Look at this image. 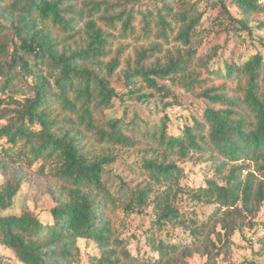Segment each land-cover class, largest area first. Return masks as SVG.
Instances as JSON below:
<instances>
[{
    "label": "trees",
    "instance_id": "obj_1",
    "mask_svg": "<svg viewBox=\"0 0 264 264\" xmlns=\"http://www.w3.org/2000/svg\"><path fill=\"white\" fill-rule=\"evenodd\" d=\"M140 1L0 0V246L18 264H80L81 241L97 250L87 264H187L194 254L205 264H231L232 236L252 227L263 205L262 183L255 184L250 173L240 176L248 162L264 171V57L252 42L244 51L232 49L229 59L217 54V45L199 58L192 47L154 57L161 49L151 44L125 61L117 79L125 96L147 99L138 82L161 91L158 78L177 81L204 101L202 115L179 135L166 133L167 118L149 126L105 114L123 94L111 79L124 49L112 52V41L135 35L148 40L153 29L167 40L179 23L174 39L189 46L201 19L185 0H176L181 12L164 0H151L142 10ZM215 4L236 26L237 39L252 37L249 17L260 8L257 0H233L241 18L230 13L225 0L209 6ZM216 57L221 65L210 70ZM194 63L207 68L208 76L201 77ZM88 138L107 150L92 152ZM130 148L142 149L140 181L133 187L121 181L113 191L102 180L104 166L116 158L111 149ZM186 160L211 165L213 177L205 186L180 185L183 173L176 161ZM30 173L47 177L51 223L28 210L2 215ZM183 196L216 206L200 220L181 211ZM119 213L150 216L143 235L153 256L131 254ZM168 227L183 239L169 241ZM258 243L264 254V236Z\"/></svg>",
    "mask_w": 264,
    "mask_h": 264
},
{
    "label": "rangeland",
    "instance_id": "obj_2",
    "mask_svg": "<svg viewBox=\"0 0 264 264\" xmlns=\"http://www.w3.org/2000/svg\"><path fill=\"white\" fill-rule=\"evenodd\" d=\"M164 2L171 6L173 12H181L179 9L180 4L176 0H164ZM185 2L188 3V8L193 7L201 15L200 22L196 27V33L191 38L189 46H185L174 39L179 23L175 24V28L169 34L167 40L160 39L157 35L158 30L153 29L148 40H145L143 36L135 35L134 37L117 38L112 41V52L116 49H124L120 60L121 63L116 74L111 79L112 82L115 81L114 87L116 91L123 94L122 98L113 100L112 108L105 111L108 117L119 118L126 116L127 121L135 118L147 123L149 126L159 124L164 118H167L166 133L176 136L181 133L185 124L191 123L193 118H199L205 108L204 101L187 92L177 81L171 82L170 80L158 78L156 81L158 86L162 88L161 91L147 88L143 83L138 82L137 87L141 88L140 94L148 96L147 99L139 101L135 97L125 96L126 89L123 82L117 79L122 78L121 70L125 68V61L134 59L137 48L149 49L151 44L160 45L161 53L158 50L155 51L154 57H163L167 51L175 53L178 49L183 53L192 47L195 51L194 57L199 58L204 57L210 48L217 45L219 48L217 54L229 59V53L232 49L244 51L246 43L252 42L256 50L264 57V0H257L260 8L258 12L251 14L249 17L252 37L248 39L246 35V41L235 37L233 28L236 26L230 23L226 13L217 4L214 7L209 6L211 2H216V0H185ZM152 4L153 1L151 0H142L138 3V7L144 10ZM225 6L234 17L241 18V14L233 4V0H225ZM218 59L216 57L207 68L211 70L221 65ZM193 67L196 72L201 73V77L205 78L208 76L207 68H199L196 63L193 64ZM212 83L217 85L218 81H213ZM16 97L20 98V95H16ZM1 124H3V121ZM86 147L96 153L102 150L105 151L108 148L103 145H97L92 138H88ZM141 150L138 148L111 149V154L116 156V158L113 163L105 165L102 172V180L111 190H118L121 181L128 184L129 187H133L140 181L138 174L142 163ZM176 164L182 169L183 175L180 185L185 189L205 186L207 180L213 177V169L208 163L186 160L176 161ZM245 167L241 171V178L246 177L250 173L253 176L254 183H262L264 188V171L259 170L257 165L249 162L245 163ZM46 179L47 177L30 173L17 193L13 206L2 215H19L23 210H28L38 217L41 222L51 223L52 220L47 209L52 207L53 203L45 193L47 187ZM1 180L0 175V182ZM215 206L214 204L191 203L184 196L179 205L182 212L190 211V214L198 216L200 220L212 213ZM146 211L150 212V208L146 209ZM118 217L124 222L123 236L128 239V249L131 254L138 255L141 258L153 256L154 254L149 251L148 246L145 244V236L143 235V232L149 228L150 216L131 215L125 217L122 213H119ZM167 230L170 235V237H167L169 241L177 242L183 239V234L179 230H173L170 227ZM262 236H264V202L257 217L254 219L252 227L244 226L240 233L236 232L232 236L229 247V262L231 264H245V262L249 261L264 263V254H260V244L258 243V239ZM79 247L81 251L80 264H87L90 256L97 255V250L92 244H86L81 241L79 242ZM0 260L5 263L18 264L12 253L2 246H0ZM205 261L206 259L201 255L194 254L186 262L187 264H205Z\"/></svg>",
    "mask_w": 264,
    "mask_h": 264
}]
</instances>
